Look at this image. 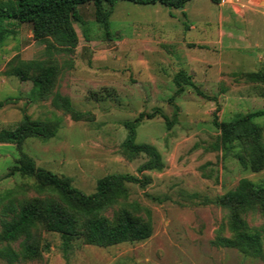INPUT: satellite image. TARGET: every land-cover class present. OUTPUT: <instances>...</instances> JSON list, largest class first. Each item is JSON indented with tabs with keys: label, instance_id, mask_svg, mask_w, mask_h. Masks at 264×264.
<instances>
[{
	"label": "rangeland",
	"instance_id": "obj_1",
	"mask_svg": "<svg viewBox=\"0 0 264 264\" xmlns=\"http://www.w3.org/2000/svg\"><path fill=\"white\" fill-rule=\"evenodd\" d=\"M79 11L83 22H74L77 46L55 57L61 64L71 62L63 64L58 89L87 116L75 120L51 100H36L31 81L20 83L5 74L17 54L24 59L47 56L45 42L32 36L31 23L13 26L6 21L16 34L0 45V129L16 127L24 110L56 122L54 136L27 137L24 151L37 165L70 176L86 193L94 192L98 179L108 173L148 176L145 185L128 183L129 201L151 209L154 231L143 240L110 246L77 242L69 250L58 233L43 231V242L50 247L42 258L16 264H264L263 258L213 243L226 216L218 197L242 178L264 182V169L242 166L237 145L222 149L214 123L215 118L230 120L264 109V83L244 76L264 69V61L258 60L264 56V30L260 36L254 31L264 28V1L189 0L184 13L182 7L160 2L117 0L110 16L111 38L96 20L92 2ZM180 70L192 75L197 87L186 85L176 94L174 77ZM141 112H157L143 118L136 139L158 147L166 162L161 171H138L145 156L129 159L122 151L124 121ZM255 120L264 127V115ZM167 121L173 122L170 127ZM19 154L14 143L0 142V192L21 186L36 195L28 187L32 177L8 174ZM246 217L252 226L263 223L256 210ZM0 264L9 263L0 257Z\"/></svg>",
	"mask_w": 264,
	"mask_h": 264
},
{
	"label": "trees",
	"instance_id": "obj_2",
	"mask_svg": "<svg viewBox=\"0 0 264 264\" xmlns=\"http://www.w3.org/2000/svg\"><path fill=\"white\" fill-rule=\"evenodd\" d=\"M116 1L0 0V45L16 32L5 24L6 21L13 26L31 23L32 36L45 42L47 55L44 59H24L17 54L7 63L5 74L16 76L21 81H31V92L36 100H51L55 107L70 113L75 120L85 118L87 115L73 106L71 97L58 89L63 64L70 65L71 62L61 64L55 54L73 52L77 46L79 36L74 22H83L79 6L87 2L94 4L95 18L111 38L110 16ZM131 1L183 7L185 13L184 6L189 0ZM244 76L247 81L264 83V69L245 72ZM174 80L178 86L176 94L182 93L186 85L197 87L193 76L184 70L178 71ZM199 92L204 93L202 90ZM174 99L175 96L170 97L171 102ZM156 113L141 112L134 119L124 121L127 135L121 144L122 151L129 159L145 156L138 167L140 172L161 171L166 166L156 145L136 139L137 127L143 118L154 117ZM261 115H264V109L238 113L230 120H214L220 131L222 149L228 150L237 145L240 148L237 154L240 163L255 172L264 169V127L255 120ZM172 123L167 121L169 127ZM57 126L56 122L33 118L24 110L23 118L16 127L0 129V142L14 143L20 153L8 174L19 172L22 176L32 177L34 183L28 187L37 192L36 195H28L21 186L0 192V257L9 264L42 258L43 251L50 247L48 241L43 242V231L58 233L67 250L77 242L110 246L143 240L154 231L151 209L129 201L128 183L145 185L150 181L148 176L108 173L98 179L94 192L86 193L73 184L70 176L37 165L36 160L24 151L27 137L50 138L55 135ZM216 202L226 209V216L213 243L264 259V182L242 178L235 188L218 197ZM111 210L110 215L108 212ZM253 210L258 211L263 219L258 227L250 225L246 217Z\"/></svg>",
	"mask_w": 264,
	"mask_h": 264
},
{
	"label": "crops",
	"instance_id": "obj_3",
	"mask_svg": "<svg viewBox=\"0 0 264 264\" xmlns=\"http://www.w3.org/2000/svg\"><path fill=\"white\" fill-rule=\"evenodd\" d=\"M228 1V0H227ZM262 1H264V0H262ZM222 3V2H221ZM233 4V3H232ZM244 18H245V14H244ZM246 19V18H245ZM19 24H21V23H19ZM17 26H18V24H17ZM263 30H264V28H262V29H260V30H254L256 33H257V35H261L262 33H263ZM32 33V32H31ZM16 34V32L13 34V35H15ZM231 35H233V36H235L234 35V33H230ZM249 34H251V31L249 32ZM222 35L224 36L225 35V33H224V31L222 32ZM246 35V34H245ZM243 37V36H242ZM222 40H221V42H223V38H221ZM230 39V38H229ZM232 39V38H231ZM261 59V60H260ZM258 60L261 62V63H263L262 61H264V56L262 57L261 55L260 56H258ZM260 69H262V68H260ZM21 82H23V81H21L20 80V83ZM28 100V103H30V100H29V98L27 99Z\"/></svg>",
	"mask_w": 264,
	"mask_h": 264
},
{
	"label": "built area",
	"instance_id": "obj_4",
	"mask_svg": "<svg viewBox=\"0 0 264 264\" xmlns=\"http://www.w3.org/2000/svg\"><path fill=\"white\" fill-rule=\"evenodd\" d=\"M227 0H221L222 3H226Z\"/></svg>",
	"mask_w": 264,
	"mask_h": 264
},
{
	"label": "water",
	"instance_id": "obj_5",
	"mask_svg": "<svg viewBox=\"0 0 264 264\" xmlns=\"http://www.w3.org/2000/svg\"><path fill=\"white\" fill-rule=\"evenodd\" d=\"M183 8V7H182Z\"/></svg>",
	"mask_w": 264,
	"mask_h": 264
}]
</instances>
